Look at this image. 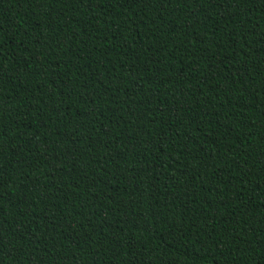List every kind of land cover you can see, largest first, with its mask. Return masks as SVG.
<instances>
[{
    "label": "trees",
    "instance_id": "trees-1",
    "mask_svg": "<svg viewBox=\"0 0 264 264\" xmlns=\"http://www.w3.org/2000/svg\"><path fill=\"white\" fill-rule=\"evenodd\" d=\"M0 264H264V0H0Z\"/></svg>",
    "mask_w": 264,
    "mask_h": 264
}]
</instances>
